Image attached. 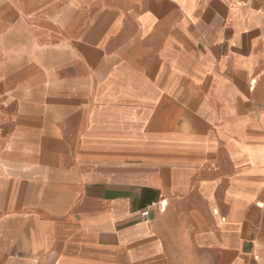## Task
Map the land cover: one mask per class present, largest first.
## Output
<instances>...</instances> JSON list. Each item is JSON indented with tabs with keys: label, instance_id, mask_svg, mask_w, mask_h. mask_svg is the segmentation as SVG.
I'll use <instances>...</instances> for the list:
<instances>
[{
	"label": "crops",
	"instance_id": "crops-1",
	"mask_svg": "<svg viewBox=\"0 0 264 264\" xmlns=\"http://www.w3.org/2000/svg\"><path fill=\"white\" fill-rule=\"evenodd\" d=\"M0 264H264V0H0Z\"/></svg>",
	"mask_w": 264,
	"mask_h": 264
},
{
	"label": "built area",
	"instance_id": "built-area-1",
	"mask_svg": "<svg viewBox=\"0 0 264 264\" xmlns=\"http://www.w3.org/2000/svg\"><path fill=\"white\" fill-rule=\"evenodd\" d=\"M149 211L148 210H145L144 212H142V216L143 217H147V216H149Z\"/></svg>",
	"mask_w": 264,
	"mask_h": 264
}]
</instances>
